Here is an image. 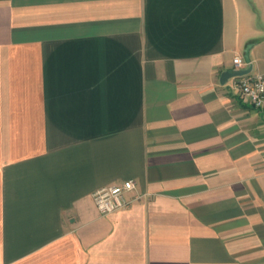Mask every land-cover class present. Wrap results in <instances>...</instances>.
<instances>
[{"label": "crops", "instance_id": "crops-1", "mask_svg": "<svg viewBox=\"0 0 264 264\" xmlns=\"http://www.w3.org/2000/svg\"><path fill=\"white\" fill-rule=\"evenodd\" d=\"M245 56L264 74V0H0V264H264Z\"/></svg>", "mask_w": 264, "mask_h": 264}, {"label": "built area", "instance_id": "built-area-1", "mask_svg": "<svg viewBox=\"0 0 264 264\" xmlns=\"http://www.w3.org/2000/svg\"><path fill=\"white\" fill-rule=\"evenodd\" d=\"M233 63L236 68L245 65L240 54H235ZM233 89L247 99L255 108L264 111V74L254 73L237 76ZM135 188V181L127 179L118 184L104 186L93 193L94 203L102 215L130 207L141 195L129 193Z\"/></svg>", "mask_w": 264, "mask_h": 264}, {"label": "water", "instance_id": "water-1", "mask_svg": "<svg viewBox=\"0 0 264 264\" xmlns=\"http://www.w3.org/2000/svg\"><path fill=\"white\" fill-rule=\"evenodd\" d=\"M244 59L249 64L246 69H235L232 73H225V75H227L228 77H237L248 74L251 71L252 65L250 63L248 56H245Z\"/></svg>", "mask_w": 264, "mask_h": 264}]
</instances>
